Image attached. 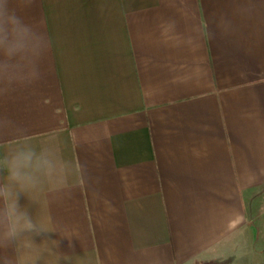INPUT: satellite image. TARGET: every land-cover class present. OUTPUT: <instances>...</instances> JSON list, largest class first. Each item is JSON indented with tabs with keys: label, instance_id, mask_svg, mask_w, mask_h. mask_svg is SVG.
Here are the masks:
<instances>
[{
	"label": "crops",
	"instance_id": "obj_1",
	"mask_svg": "<svg viewBox=\"0 0 264 264\" xmlns=\"http://www.w3.org/2000/svg\"><path fill=\"white\" fill-rule=\"evenodd\" d=\"M20 14L43 40L0 77V157L52 166L20 197L43 232L16 264H264V0Z\"/></svg>",
	"mask_w": 264,
	"mask_h": 264
},
{
	"label": "clouds",
	"instance_id": "obj_2",
	"mask_svg": "<svg viewBox=\"0 0 264 264\" xmlns=\"http://www.w3.org/2000/svg\"><path fill=\"white\" fill-rule=\"evenodd\" d=\"M31 3L22 0L20 8L13 7V0H0V77L17 69L11 63L14 58L38 57L43 37L31 25L24 22L20 12ZM35 75V69H33ZM51 161L30 147L14 150L0 157V169L6 172L7 184L0 185V264H16L8 249H15L24 234L41 235L42 226L33 220L20 204L23 193L34 188L38 174L51 168Z\"/></svg>",
	"mask_w": 264,
	"mask_h": 264
}]
</instances>
